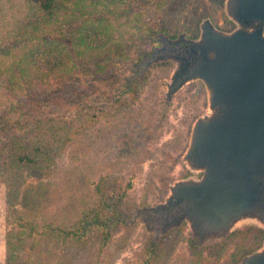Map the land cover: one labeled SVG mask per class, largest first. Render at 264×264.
<instances>
[{
	"label": "rangeland",
	"instance_id": "obj_1",
	"mask_svg": "<svg viewBox=\"0 0 264 264\" xmlns=\"http://www.w3.org/2000/svg\"><path fill=\"white\" fill-rule=\"evenodd\" d=\"M224 2L153 0L145 7L142 19L169 35L183 32L196 39L200 23L207 18L222 31L233 28L225 16ZM0 6V34L7 36L23 21L25 13L19 0ZM159 33L155 34V43ZM118 34L121 40L128 35L132 38L133 29L121 27L114 35ZM133 41L129 42L132 51ZM26 52L27 47H22L0 57V67L14 68ZM145 60L129 69L132 93L128 99H123L121 107L118 102L111 105L106 101L107 96L120 90L123 84L120 73L109 72L102 80L90 77L83 87L85 104L101 102L106 109L95 121L87 120L85 129L71 130L57 156L58 170L51 173L50 179L41 181L46 195L40 198L41 207L36 214L40 232L48 228L72 231L71 225L91 211L99 195L97 186L102 190L107 183L117 182L121 191H125V197L116 207V225L110 239L103 246L93 237L89 248L85 249L78 247L71 238L62 241L43 236L40 238L45 240L42 239L38 247L44 252L37 251L35 255V247L30 254V264H58L67 260L72 264H142L143 260L152 264H194L189 243L193 239L185 224L176 228L179 231L174 234H170L171 230L160 236L154 223L148 224L149 230L140 223L136 208L162 203L172 183L191 175L181 158L194 121L207 112V95L201 82H192L178 91L166 106V84L173 65L159 63L142 73ZM3 78L5 81L6 77ZM1 87L0 84V92ZM26 182L32 186L39 184L32 179ZM17 210L21 211V207ZM14 228L12 220L7 219L5 186L0 182V264L5 260L6 233ZM262 237V231L256 227L241 226L219 244L200 247L196 240L193 241L197 251H201V264H237L261 246Z\"/></svg>",
	"mask_w": 264,
	"mask_h": 264
},
{
	"label": "trees",
	"instance_id": "obj_2",
	"mask_svg": "<svg viewBox=\"0 0 264 264\" xmlns=\"http://www.w3.org/2000/svg\"><path fill=\"white\" fill-rule=\"evenodd\" d=\"M11 1L0 0V5ZM19 1L25 13L23 21L11 34H0V57L27 47L14 68L0 67V182L5 186L7 219L15 224L5 236L4 264H30L35 247V255L44 252L38 247L43 236L62 241L71 238L85 249L93 237L103 246L110 239L116 207L125 197L117 182L107 183L102 190L97 186L99 195L91 211L71 225L72 231L48 228L40 232L36 214L40 198L46 195L41 181L58 170L57 156L71 130L85 129L87 120L95 121L106 109L101 102L85 104L83 87L90 77L102 80L109 72L120 73L123 84L106 101L111 105L118 102L121 107L132 93L130 70L151 53L155 34L162 32L142 19L153 0ZM129 26L132 38L128 35L121 40L119 34L114 35ZM27 179L39 184H27ZM189 243L193 263L201 264V251L193 240ZM142 264L152 262L143 260Z\"/></svg>",
	"mask_w": 264,
	"mask_h": 264
},
{
	"label": "water",
	"instance_id": "obj_3",
	"mask_svg": "<svg viewBox=\"0 0 264 264\" xmlns=\"http://www.w3.org/2000/svg\"><path fill=\"white\" fill-rule=\"evenodd\" d=\"M224 12L230 31L207 18L196 39L157 34L159 46L143 63L142 73L173 65L166 106L185 85L201 82L207 112L194 121L181 158L191 175L172 183L162 203L136 214L160 236L185 224L200 247L254 226L261 246L237 264H264V0H225Z\"/></svg>",
	"mask_w": 264,
	"mask_h": 264
},
{
	"label": "flooded vegetation",
	"instance_id": "obj_4",
	"mask_svg": "<svg viewBox=\"0 0 264 264\" xmlns=\"http://www.w3.org/2000/svg\"><path fill=\"white\" fill-rule=\"evenodd\" d=\"M183 32H181V33H177L176 35H169V34H167V33H164V32H160L159 34H163V35H165L169 40H174V39H176L177 37H178V35H180V34H182ZM186 34V33H185ZM186 37L187 38H189V39H191V37L189 36V35H187L186 34ZM165 42H167V41H165ZM159 46V44H156L155 43V46L152 48V51H151V53L153 52V50L156 48V47H158ZM150 53V54H151ZM150 54L149 55H147V56H143L142 57V59L140 60V63H142V60H144V59H147L149 56H150ZM139 63V64H140ZM138 64V65H139ZM160 64H167L168 65V63H160ZM140 69V68H139ZM136 71H138V69H136Z\"/></svg>",
	"mask_w": 264,
	"mask_h": 264
}]
</instances>
